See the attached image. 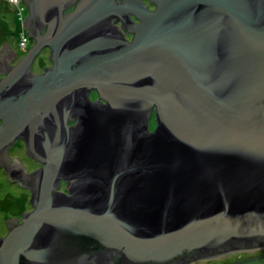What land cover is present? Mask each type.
Wrapping results in <instances>:
<instances>
[{
	"label": "water",
	"instance_id": "95a60500",
	"mask_svg": "<svg viewBox=\"0 0 264 264\" xmlns=\"http://www.w3.org/2000/svg\"><path fill=\"white\" fill-rule=\"evenodd\" d=\"M23 1L36 44L16 66L0 52V165L33 185L35 210L7 221L0 264H187L264 245V0ZM45 47L54 66L33 74ZM16 137L46 165L8 157Z\"/></svg>",
	"mask_w": 264,
	"mask_h": 264
},
{
	"label": "rangeland",
	"instance_id": "374dc122",
	"mask_svg": "<svg viewBox=\"0 0 264 264\" xmlns=\"http://www.w3.org/2000/svg\"><path fill=\"white\" fill-rule=\"evenodd\" d=\"M0 1H2V0H0ZM18 4H16L17 9L21 10L19 7L23 6L22 2H19ZM3 5H5V3H0V9H1V6H3ZM67 12H69V10H67ZM27 15H26V17H27ZM133 22L134 23H140L139 20H138V22H135V21H133ZM21 27L23 28V26H21ZM13 29H15V28L13 27ZM21 30H22V33L15 34V33L10 32V33L5 34L4 30H3V22H2V20H0V52L3 49L4 42H6L7 39H9L8 41H11V44H9V48L16 54L15 58L18 59V61L20 58H22L23 56L26 55L23 53V50L30 51L35 44L34 42H31L27 38L29 33L26 32V29L24 30V28H23ZM27 33H28V35H27ZM43 33H44V31H43ZM132 40H133V37H132ZM132 40H130V41H132ZM6 43H8V42H6ZM47 48L48 47H45L44 49L41 50V53H40V56L38 57V59H34V62H33L32 67H31L32 72L34 74H36L34 71H36L37 69L40 72L42 71V73H40V74H43L45 71V67H47L50 64H53V61L51 58L52 54L49 52V50ZM96 96H97V94L92 95L91 101L95 102L96 100H98V98L96 100L94 99ZM149 126H150V131H152V132H153V129L156 128V118H155L154 114H152V118L150 120ZM12 151H13V153L10 150L11 156L20 157V162L22 163V165H23V163L29 162L28 163L29 167L30 166H31V168L37 167L34 164V162L28 160L29 159L28 157H30V156L29 155L26 156L27 147L25 146V143L21 142V146H18L17 149L12 150ZM26 169H27V167H26ZM4 176L5 175H0V183H1V185H0V235H5V234L8 235V233H9L8 225H7L8 220L13 219V218H17L19 221L18 223H21L20 220L22 218V214L24 212H28V210L32 209V206L30 204V200L32 199L31 198L32 194L30 191L31 189L23 187L21 185L14 188L5 182L6 179ZM7 176H8V179H10L9 175H7ZM68 183H69V181L61 183L62 187L65 188L61 192L70 195V190H69V187L67 186ZM256 255H259V257L257 256L258 258L255 257L256 259L247 260L244 262H241V260H240V259H246V258H253ZM236 262L237 263L240 262L239 264H264V248L257 249V250L256 249H252V250L240 249L238 251H232L228 254L218 255V257L212 258V259L207 260V261H203V259L193 258V259L188 260L187 264H237Z\"/></svg>",
	"mask_w": 264,
	"mask_h": 264
},
{
	"label": "bare ground",
	"instance_id": "6f19581e",
	"mask_svg": "<svg viewBox=\"0 0 264 264\" xmlns=\"http://www.w3.org/2000/svg\"><path fill=\"white\" fill-rule=\"evenodd\" d=\"M143 3H144V5H146L147 6V8H148V10L149 11H154L155 10V8H156V6H155V2H153V3H150V1L149 0H141ZM19 2H22V5L23 6H20L19 8L21 9V10H18L17 9V5L16 4H18ZM0 3H5V5H3V6H1V9H0V20H4L5 22H6V25H7V27L8 28H10L11 29V32L12 33H15V34H18V33H22V30L21 29H23L24 28V30L26 29V27H25V25H24V21H26V19H27V17L29 16V11H30V8H29V6H28V4L25 2V1H23V0H2V1H0ZM19 5V4H18ZM72 5V6H71ZM70 5V7L68 8L69 9V12H67L66 10H65V12H63L64 14H68V13H70V12H72L74 9H75V6H76V3H74V4H71ZM154 6L155 8L153 9V10H151L150 9V6ZM6 13V15L5 16H3L2 14H5ZM27 15V17H26V15ZM26 17V18H25ZM130 17H134V18H136L135 17V15H132V13H131V16ZM137 19V18H136ZM120 23H121V21H120ZM114 25V24H113ZM21 26H23V28L21 27ZM13 27L15 28V29H13ZM118 28L119 29H121V30H123L124 31V28H122V26H118ZM43 31H44V33H43ZM42 31V33L43 34H45L46 33V31H47V28H44V30ZM26 32H28L29 33V30L28 29H26ZM28 33H27V35H28ZM26 34V33H25ZM126 34H132L133 35V33H131V32H127ZM23 37V36H22ZM133 37H134V35H133ZM31 42H34L35 44H36V40H35V38L34 37H32V36H30V35H28V37H27ZM24 39V38H23ZM126 39V38H125ZM9 39H7V41L6 42H8V44H11V41H8ZM128 40V39H127ZM128 42L129 43H131L132 41H130V40H128ZM34 44V45H35ZM48 50H49V52L51 53V54H53V50L50 48V47H48L47 48ZM23 53L24 54H28L29 53V51H26V50H23ZM41 53V52H40ZM40 53L39 54H37L36 55V57H35V59H38V57L40 56ZM25 55V56H26ZM25 56H23L22 58H20L19 59V61H18V59H16V58H13L11 61H10V63H9V65L10 66H16ZM54 66V64H50V65H48L47 67H45V68H52ZM44 72H46V69H45V71ZM34 74V73H33ZM7 76V72L6 71H2L1 73H0V78H5ZM93 91H95V92H97V95H98V99H99V101H101L103 104H105V105H107V101L105 100V99H103V98H100V93H99V91L97 90V89H92L90 92H89V94H91ZM21 98H23L24 97V94H22L21 96H20ZM90 97V96H89ZM90 100H91V97H90ZM92 102H94V101H92ZM154 105L156 106V103H153V108H154V112H153V114L155 115V118H156V128L158 127V121H157V113H156V107H154ZM152 109V108H151ZM151 118H152V115H151V117H150V120H151ZM150 120H148V125L150 124ZM76 123V120H75V117H73L72 118V120L68 123V126L69 127H72L74 124ZM0 124H1V121H0ZM156 128L155 129H153V132H155V130H156ZM149 129H150V126H149ZM151 133H153L152 131H150ZM21 142H23V143H25V146L27 147V145H26V139L24 138V137H20V138H15L14 139V143H12L8 148H7V156L8 157H10L11 159L12 158H16V157H14V156H11V152L13 153V151L12 150H15V149H17V143L18 144H20ZM10 150H11V152H10ZM26 156H28V154H26ZM30 156V158H32L33 159V161H36V162H38V164L40 165V168H42L43 166H45L46 165V163H47V161H45V162H40L34 155H29ZM19 158V157H18ZM20 159V158H19ZM21 165H22V163H21ZM23 166H24V163H23ZM25 167V166H24ZM39 168V169H40ZM1 169H4L5 170V172H6V168H5V166H1L0 165V172H1ZM25 169H26V167H25ZM34 172V171H33ZM26 173L27 174H30V173H32V172H29L28 171V169H26ZM2 173H0V175H1ZM6 174L7 175H9V173H7L6 172ZM6 183H8V182H10V183H8L9 185H11L12 187H14L15 188V185L13 184V183H16V182H18V181H11L10 179H8V182L7 181H5ZM63 182H66L65 181V179H62V182L61 183H63ZM0 185H1V183H0ZM61 186V185H60ZM33 194V193H32ZM33 196H31V198H32ZM30 204H31V206H32V209H30V210H28V212H32V211H34L35 210V207L33 206V204H32V202L30 201ZM23 219H24V217L22 216V218H21V223H23ZM19 221L17 220V222L16 223H18ZM7 225H8V223H7ZM8 230H9V226H8ZM7 237V235L5 234V235H0V238H6ZM261 248H264V245H262V246H259V247H256V248H244V250H252V249H261ZM238 250H240V249H236V250H229V251H225L224 253H221V254H228V253H230V252H232V251H238ZM260 251V250H259ZM221 254H212V255H208V256H204V258H200V259H203V261H207V260H210V259H212V258H216V257H218V255H221ZM259 257V255H256V256H254L253 258H246V259H240L241 260V262H244V261H247V260H252V259H256L255 257ZM257 257V258H258ZM260 260V259H259ZM237 263V262H236ZM240 263V262H239ZM239 263H237V264H239Z\"/></svg>",
	"mask_w": 264,
	"mask_h": 264
},
{
	"label": "flooded vegetation",
	"instance_id": "af4514ba",
	"mask_svg": "<svg viewBox=\"0 0 264 264\" xmlns=\"http://www.w3.org/2000/svg\"><path fill=\"white\" fill-rule=\"evenodd\" d=\"M119 3H120V1H118ZM155 7L154 6H150V9L151 10H153ZM132 20L133 21H135V22H138V20L136 19V18H134V17H132ZM118 26H122V24L120 23V22H116V24H114V28L115 29H118L119 31H120V34H124V36H125V38H127L128 40H132V37H133V35L132 34H126L123 30H121V29H119L118 28ZM123 27V26H122ZM4 58V62H6V65H8L9 64V62L11 61V60H9V59H11V58H9V55H6V56H4L3 57ZM1 63V62H0ZM3 66H5V63L4 64H0V71L2 70L1 68L3 67ZM36 74H40V73H42V71L40 72V71H38V69L36 70V71H34ZM95 94H97V92H95V91H93L91 94H90V97L92 96V95H95ZM98 98V95L94 98L95 100ZM18 146H21V143L20 144H18L17 143V147ZM14 157H18V156H14ZM20 158V157H19ZM29 159V161H32V162H34V164L37 166V167H32L31 168V166L29 167V162L27 163H24V166L25 167H27V169H28V171L29 172H33V171H36V170H38L39 168H40V165L38 164V162H36V161H33V159L32 158H30V157H28ZM15 164V163H14ZM10 172V174L11 175H13V176H15V177H19V178H21V179H23L22 178V176L23 175H20V172H11V171H9ZM0 173H2L1 175H5L4 177H5V179H6V181L8 182V176H7V174H6V172H5V170L4 169H1V172ZM15 174V175H14ZM9 177H10V175H9ZM25 180V179H24ZM8 183H10V182H8ZM21 183V181L19 180L17 183H13L14 185H15V187H17V186H19V185H21L20 184ZM24 184H27V186H29V187H31V194L33 193V189H32V184L30 183V182H28V181H25V183ZM31 184V185H30ZM65 185V184H64ZM60 190L59 191H62V190H64L65 188H63L62 187V185L60 186V188H59ZM21 221V220H20Z\"/></svg>",
	"mask_w": 264,
	"mask_h": 264
},
{
	"label": "trees",
	"instance_id": "16d2710c",
	"mask_svg": "<svg viewBox=\"0 0 264 264\" xmlns=\"http://www.w3.org/2000/svg\"><path fill=\"white\" fill-rule=\"evenodd\" d=\"M2 15H6V14H2ZM3 22V30H4V33L7 34V33H10L11 32V29L7 27L6 25V22L4 20H2Z\"/></svg>",
	"mask_w": 264,
	"mask_h": 264
}]
</instances>
